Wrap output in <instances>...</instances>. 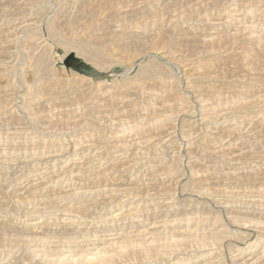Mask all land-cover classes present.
Returning a JSON list of instances; mask_svg holds the SVG:
<instances>
[{
    "label": "rangeland",
    "instance_id": "rangeland-1",
    "mask_svg": "<svg viewBox=\"0 0 264 264\" xmlns=\"http://www.w3.org/2000/svg\"><path fill=\"white\" fill-rule=\"evenodd\" d=\"M256 1L0 0V264H264Z\"/></svg>",
    "mask_w": 264,
    "mask_h": 264
},
{
    "label": "bare ground",
    "instance_id": "bare-ground-1",
    "mask_svg": "<svg viewBox=\"0 0 264 264\" xmlns=\"http://www.w3.org/2000/svg\"><path fill=\"white\" fill-rule=\"evenodd\" d=\"M230 1H231V0H230ZM241 1H242V0H241ZM255 1H256V0H255ZM262 1H263V0H262ZM256 2L258 3L259 1L257 0ZM224 3H225V2H224ZM232 3H233V2H232ZM236 6H237V5H236ZM241 7H242V6H241ZM253 7H254V6H253ZM253 7H252V8H253ZM196 9H197V8H196ZM249 9H250V8H249ZM119 10H120V9H119ZM193 10H194V8H193ZM240 10H241V9H240ZM250 10H251V9H250ZM125 11H126V10H125ZM155 11H156V10H155ZM139 12H140V11H139ZM250 12H252V10H251ZM153 13H156V12H153ZM157 13H158V12H157ZM252 13H253V12H252ZM120 14H121V13H120ZM127 14H128V13H127ZM131 14H132V13H131ZM193 14H194V13H193ZM249 14H250V13H249ZM118 15H119V14H118ZM138 15H139V14H138ZM155 15H156V14H154V16H155ZM194 15H195V14H194ZM202 15H203V14H202ZM143 16H144V15H143ZM189 16H190V14H189ZM214 16H215V15H214ZM134 17H135V16H134ZM155 17H156V16H155ZM199 17H200V16H199ZM204 17H205V16H204ZM209 17H210V16H209ZM256 17H257V16H256ZM116 18H117V17H116ZM124 18H125V20H126V17H124ZM132 18H133V17H132ZM137 18H138V19H137ZM139 18H140V17H136V18H134V19H137V21H138ZM196 18H198V17H196ZM109 19H111V18H109ZM118 19H119V17H118L116 20L118 21ZM120 19H121V18H120ZM206 19H207V18H206ZM112 20H113V19H112ZM142 20H143V18L141 19V21H142ZM157 20H158V19H157ZM172 20H173V19H172ZM208 20H209V19H208ZM236 20H237V19H236ZM114 21H115V20H114ZM119 21H120V20H119ZM127 21H128V19H127ZM130 21H132V20H129V22H130ZM141 21H140L139 23H142ZM144 21H145V19H144ZM160 21H161V20H160ZM216 21H217V20H216ZM226 21H227V20H226ZM257 21H259V20H257ZM233 22H234V21H233ZM125 23H127V22H125ZM125 23L123 22V26H124ZM139 23H138V24H139ZM145 23H146V22H145ZM240 23H241V22H240ZM109 24H110V22H109ZM128 24H129V23H128ZM136 24H137V23H136ZM136 24H135V25H136ZM147 24H148V23H147ZM222 24H223V23H222ZM228 24H229V22H228ZM254 24H255V23H254ZM117 25H118V24H117ZM133 25H134V24H133ZM137 26H138V25H137ZM173 26H174V25H173ZM181 26H182V25H181ZM183 26H184V25H183ZM246 26H247V25H246ZM120 27H121V25H120ZM175 27H176V26H175ZM177 27H179V26H177ZM229 27H230V26H229ZM243 27H245V26H243ZM110 28H111V27H110ZM112 28H113V27H112ZM138 28H139V26H138ZM101 29H102V28H101ZM107 29H109V28H107ZM115 29H116V28H115ZM118 29H119V27H118ZM124 29H125V27H124ZM163 29H164V28H163ZM180 29H181V28H180ZM188 29H189V28H188ZM236 29H237V31H238V27H237ZM191 30H192V29H191ZM197 30H198V29H197ZM243 30H244V29H243ZM88 31H89V30H88ZM235 31H236V30H235ZM237 31H236V32H237ZM113 32H114V31H113ZM122 32H124V31H122ZM147 32H148V31H147ZM177 32H178V31H177ZM238 32H239V31H238ZM155 33H156V32H155ZM180 33H181V32H180ZM89 34H90V32H89ZM114 34H115V33H114ZM114 34H112V35H114ZM121 34H122V33H121ZM151 34H152V33H151ZM181 34H182V33H181ZM197 34H198V33H197ZM117 35H118V34H117ZM172 35H173V34H172ZM174 35H175V34H174ZM198 35H199V34H198ZM254 36H255V35H254ZM108 37H109V36H108ZM195 38H196V37H195ZM258 38H259V35H258ZM115 39H116V38H115ZM257 40H258V43H259V39H257ZM262 40H263V39H262ZM203 42H204V41H203ZM204 43H205V42H204ZM229 50H230V49H229ZM230 51H231V50H230ZM84 60H85V59H84ZM87 63H89V62H87ZM208 65H209V64H208ZM202 67H203V66H202ZM204 68H205V67H204ZM206 68H208V66H207ZM198 69H199V68H198ZM204 72H205V71H204ZM81 78H83V79H85V80H86V79H91L90 77H87V76H85V75H82ZM95 78H96V77H95ZM73 81H74V80H73ZM42 83H43V82H42ZM42 83H41V86L46 84L45 87H43L44 90H45V88H46L48 85H47V83H45V84H44V83L42 84ZM78 83H79V82H78ZM243 83H244V82H243ZM255 84H256V83H255ZM62 85H63V84H62ZM75 85H76V84H75ZM244 85H245V84H244ZM246 85H247V84H246ZM248 85H249V84H248ZM251 85H252V84H251ZM247 87H248V86H247ZM65 88H66V87H65ZM63 89H64V88H63ZM243 89H244V88H242V90H243ZM248 89H250V88H248ZM79 90H80V89H79ZM240 90H241V88H240ZM242 90H241V91H242ZM246 90H247V89H246ZM250 90H253V89H250ZM250 90H249V91H250ZM242 92H243V91H242ZM250 92H251V91H250ZM243 93H245V90H244ZM127 105H129V104H127ZM244 116H245V115H244ZM260 116H261V115H260ZM244 120H246V118H245ZM242 122H243V121H242ZM249 122H250V121H249ZM243 124H244V123H243ZM59 152H60V151H59ZM47 154H48V153H47ZM23 155H24V154H23ZM16 158H17V157H16ZM14 162H15V161H14ZM79 174H80V173H79ZM161 179H162V178H161ZM70 193H71V192H70ZM120 197H121V196H120ZM145 197H146V196H145ZM124 198H125V197H124ZM120 201H121V200H120ZM105 202H106V201H105ZM78 203H79V202H78ZM123 204H124V202H123ZM78 205H79V204H78ZM154 206H155V205H154ZM77 207H78V206H77ZM173 207H175V206H173ZM101 210H102V209H101ZM133 210H134V209H133ZM251 212H252V211H251ZM256 212H258V211H256ZM254 213H255V212H254ZM120 216H121V215H120ZM248 216H249V215H248ZM151 217H152V216H151ZM177 217H178V216H177ZM177 217H176V218H177ZM251 217H252V216H251ZM107 219H108V218H107ZM107 219H106V220H107ZM202 219H203V218H202ZM131 220H132V219H131ZM160 220H161V219H160ZM136 222H137V221H136ZM160 222H161V221H160ZM162 222H163V221H162ZM215 222H216V221H215ZM117 223H118V222H117ZM125 223H126V222H125ZM158 223H159V222H158ZM244 223H245V222H244ZM103 224H104V223H103ZM152 224H153V223H152ZM250 225H251V224H250ZM36 226H37V225H36ZM198 226H199V225H198ZM122 227H123V226H122ZM147 227H148V226H147ZM186 227H187V226H186ZM260 227H261V226H260ZM88 228H89V227H88ZM142 228H143V227H142ZM142 228H141V229H142ZM263 228H264V227H263ZM248 229H249V228H248ZM65 230H66V229H65ZM97 230H98V229H97ZM33 231H34V230H33ZM74 231H75V230H74ZM99 231H100V230H99ZM99 231H98V232H99ZM121 231H122V230H121ZM139 231H140V230H139ZM148 231H149V230H148ZM154 231H155V230H154ZM196 231H197V230H196ZM41 232H42V231H41ZM45 232H46V231H45ZM88 232H89V231H88ZM100 232H101V231H100ZM141 232L143 233L144 231H141ZM197 232H200V231H197ZM263 232H264V231H263ZM46 233H47V232H46ZM73 233H75V232H73ZM84 233H85V232H84ZM119 233H120V232H119ZM125 233H126V232H125ZM192 233H193V232H192ZM260 233H261V232H260ZM29 234H30V233H29ZM35 234H36V233H35ZM122 234H123V233H122ZM130 234H131V233H130ZM140 234H141V233H140ZM203 234H205V233H203ZM37 235H38V234H37ZM84 235H85V234H84ZM114 235H115V233H114ZM116 235H117V234H116ZM116 235H115V236H116ZM61 236H62V235H61ZM117 236H118V235H117ZM135 236H137V235L135 234ZM146 236H148V235H146ZM149 236H150V235H149ZM193 236H194V235H193ZM216 236H217V235H216ZM36 237H37V236H36ZM46 237H47V236H46ZM112 237H113V235H112ZM126 237H128V236H126ZM84 238H85V237H84ZM158 238H159V236H158ZM162 238H163V235H162ZM60 239H61V238H60ZM63 240H64V239H63ZM65 240H66V239H65ZM69 240H70V239H69ZM125 240H126V239H125ZM127 240H128V239H127ZM110 241H111V240H110ZM122 241H123V240H122ZM129 241H131V240H129ZM132 241H133V240H132ZM134 241H135V240H134ZM155 241H156V240H155ZM56 242H57V241H56ZM112 242H113V241H112ZM144 242H145V241H144ZM113 243H114V242H113ZM115 243H116V242H115ZM132 243H133V242H132ZM70 244H71V243H70ZM105 244H106V243H105ZM105 244H104V245H105ZM63 245H64V243H63ZM77 245H78V244H77ZM75 246H76V245H75ZM105 246H106V245H105ZM105 246H104V247H105ZM110 247H111V246H110ZM97 250H98V249H97ZM247 251H248V249H247ZM240 252H241V251H240ZM96 253H97V252H96ZM97 254H98V253H97ZM263 254H264V253H263ZM61 256H62V255H61ZM61 256H60V257H61ZM96 256H97V255H96ZM238 256H239V255H238ZM66 258H67V257H66ZM258 258H259V257H258ZM258 258H257V259H258ZM60 260H61V259H60ZM239 262H240V261H239ZM252 262H253V260H252Z\"/></svg>",
    "mask_w": 264,
    "mask_h": 264
},
{
    "label": "water",
    "instance_id": "water-1",
    "mask_svg": "<svg viewBox=\"0 0 264 264\" xmlns=\"http://www.w3.org/2000/svg\"><path fill=\"white\" fill-rule=\"evenodd\" d=\"M58 64L64 65L66 68H70L82 75L93 78L103 75V73L95 70L91 65L73 53H69L62 61H59Z\"/></svg>",
    "mask_w": 264,
    "mask_h": 264
}]
</instances>
